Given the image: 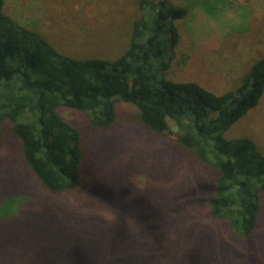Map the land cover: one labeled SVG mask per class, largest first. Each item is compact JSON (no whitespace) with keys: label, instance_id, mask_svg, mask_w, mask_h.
I'll return each mask as SVG.
<instances>
[{"label":"trees","instance_id":"1","mask_svg":"<svg viewBox=\"0 0 264 264\" xmlns=\"http://www.w3.org/2000/svg\"><path fill=\"white\" fill-rule=\"evenodd\" d=\"M7 1L0 0V152L7 151L0 156V220L16 215L24 200L29 212L19 222V236H3L29 242L32 264H53L60 252L55 239L64 232L80 234L72 239L86 247L105 244L96 221L57 202L78 192L114 214L122 210L134 224L147 222L149 260L184 242L173 223L169 190H137L118 170L116 192L95 189L102 180L110 184L105 164L119 155H112L107 133L120 119L117 104L126 103L137 108L135 120L146 130L162 138L173 133V149L208 167L209 183H200L207 198L194 200L234 235L251 240L264 201V152L255 139L229 133L264 96V57L222 94L169 73L181 44L178 22L197 5L209 12L210 0H108L109 7L98 0L101 13L93 22L79 17L74 0H46L48 21L35 29L9 15ZM86 1L79 3L86 7ZM63 108L79 111L84 121L67 122ZM164 169L171 178L170 167ZM145 205L149 209L139 215ZM184 250L199 264L200 254Z\"/></svg>","mask_w":264,"mask_h":264},{"label":"rangeland","instance_id":"2","mask_svg":"<svg viewBox=\"0 0 264 264\" xmlns=\"http://www.w3.org/2000/svg\"><path fill=\"white\" fill-rule=\"evenodd\" d=\"M104 2L109 7L108 0ZM181 2L184 4L185 0ZM210 3L212 7L209 12L207 7L197 5L188 19L178 22L181 44L176 50L178 58L169 73L173 80L196 81L222 94L240 84L250 67L264 57V0H210ZM86 5L80 4L79 0H74L72 4L80 18L93 22L99 18L102 5L98 0H88ZM6 11L20 24L32 29L41 28L48 21L46 0H8ZM85 24L78 27L80 34L86 32ZM117 111L120 119L108 131L107 135L112 138L107 140L113 149L112 155L119 156L105 164L111 168L105 171L110 174V184L102 180V184L95 189L109 194L111 190L120 188L117 183L119 178L115 175L118 170L125 174L127 172L128 183L137 190L147 187L150 191L153 188L169 190L165 193L170 199L167 202L173 223L181 228L177 235H182L184 242L167 255L149 260L150 233L147 222L136 221L134 224L128 221V215L122 210L116 209L114 214L105 206L94 204L82 193L71 192L57 198V202L72 209L77 208L81 217L96 221L95 226H99L106 243L86 247L72 239L74 235L79 239L80 234L64 235V232L55 239L60 252L53 264H194V256L184 249L200 254L199 264H264V201L259 226L251 240L237 237L225 223L210 216L204 202L194 200L196 197L207 198L206 195L202 196L205 193L200 183H209L208 167L173 149V133L169 138H162L146 130L135 120L137 108L134 105L118 103ZM61 113L67 122L74 125L84 121V115L77 110L63 108ZM229 136H249L264 152V96L259 105L231 130ZM6 154L7 151L0 152V156ZM136 165L138 169L134 172ZM166 166L172 171L171 178L163 175ZM82 167L84 171L91 172V164L84 163ZM85 177L90 180L92 175L85 173ZM28 183H32L37 191L34 178H28ZM26 205L24 200L19 213L0 220V238L3 239L0 240V264H32L29 242L24 246L5 237L9 236L6 235L7 231L17 236L22 232L18 226L19 222L27 221L29 209L24 207ZM148 209L149 206L145 205L137 213L144 214ZM142 216V221H146V215Z\"/></svg>","mask_w":264,"mask_h":264}]
</instances>
